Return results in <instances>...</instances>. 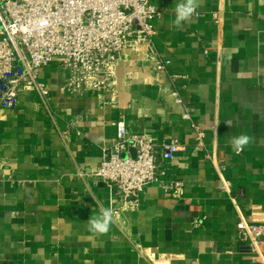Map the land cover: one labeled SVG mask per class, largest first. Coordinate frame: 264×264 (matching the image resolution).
I'll list each match as a JSON object with an SVG mask.
<instances>
[{"label": "crops", "instance_id": "1", "mask_svg": "<svg viewBox=\"0 0 264 264\" xmlns=\"http://www.w3.org/2000/svg\"><path fill=\"white\" fill-rule=\"evenodd\" d=\"M153 2L157 33L122 51L113 92L61 91L66 75L53 64L40 72L47 103L26 90L0 108V264H257L239 249V213L215 163L240 213L264 223V0H200L180 29L178 0ZM158 58L171 62L158 70ZM119 119L183 145L127 203L94 175ZM242 134L252 139L237 154L230 141ZM174 178L180 198L162 187ZM109 206L110 231L91 235L88 219Z\"/></svg>", "mask_w": 264, "mask_h": 264}, {"label": "built area", "instance_id": "2", "mask_svg": "<svg viewBox=\"0 0 264 264\" xmlns=\"http://www.w3.org/2000/svg\"><path fill=\"white\" fill-rule=\"evenodd\" d=\"M159 15L153 0H0V108H14L26 90L36 91L47 103L51 90L40 72L53 64L66 75L61 91L113 92V70L122 51L150 43ZM170 62L158 58L156 68L164 70ZM184 118L191 120L188 110ZM115 126L116 136L94 175L121 202L137 201L147 186L159 180L162 161L174 158L183 145L177 139L157 143L146 134H132L124 119ZM194 127L202 146L206 132ZM215 169L219 189L239 213L240 251L264 264V223L240 213L223 165L215 163ZM162 187L176 198L185 194L182 179L166 180Z\"/></svg>", "mask_w": 264, "mask_h": 264}, {"label": "clouds", "instance_id": "3", "mask_svg": "<svg viewBox=\"0 0 264 264\" xmlns=\"http://www.w3.org/2000/svg\"><path fill=\"white\" fill-rule=\"evenodd\" d=\"M200 0H178L174 8V19L172 24L177 29L183 27V25L191 20L194 16H198V7ZM230 124V122H229ZM251 137L242 134L234 137L230 143L233 150L239 154L250 143ZM114 211L112 207H105L101 209L99 214L91 215L87 221V231L95 235H106L110 231L111 224L113 222Z\"/></svg>", "mask_w": 264, "mask_h": 264}, {"label": "water", "instance_id": "4", "mask_svg": "<svg viewBox=\"0 0 264 264\" xmlns=\"http://www.w3.org/2000/svg\"><path fill=\"white\" fill-rule=\"evenodd\" d=\"M133 199V198H132Z\"/></svg>", "mask_w": 264, "mask_h": 264}]
</instances>
